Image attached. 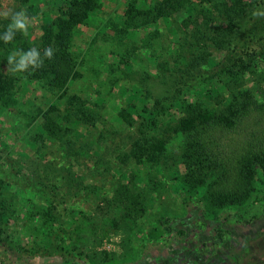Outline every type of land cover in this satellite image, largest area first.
Instances as JSON below:
<instances>
[{
	"label": "trees",
	"instance_id": "1",
	"mask_svg": "<svg viewBox=\"0 0 264 264\" xmlns=\"http://www.w3.org/2000/svg\"><path fill=\"white\" fill-rule=\"evenodd\" d=\"M246 1L127 0L120 17L109 15L104 21H96L104 0H22L18 9L24 8L30 17L40 18L43 31L37 40L17 34L11 43L0 41V67H7V55L13 49L37 47L42 54L51 45L56 53L53 61H46L44 68L33 73L13 75L0 69V114L18 109L19 81L36 84L48 94L49 105L47 109L37 106L33 110L42 116L44 124L34 135L32 148L42 149L48 141L68 156L84 146L78 139L82 136L76 135L82 134L80 130H98L101 124L100 135L109 133L105 120L108 103L116 97L114 89L134 73L133 66L148 60L150 65L155 64V78L168 87L163 95L156 96L148 87L136 84L122 103L124 107L117 106L116 113H110V119L116 122L113 127L119 129L118 141L124 133L127 135V147L117 159L132 162L134 167L144 163L160 166L166 152L162 127L168 121L167 115L177 110L180 115L174 132L184 134L186 139L178 161L182 172L176 169L173 173L183 190L190 196L199 195L203 212H210L212 221L249 225L257 219V213L249 215L247 210L243 214V208L256 206L264 216V105L256 100L253 89L243 87V81L244 76L264 77V18L251 16L254 9L264 7V0ZM42 4L46 11L41 9ZM180 13L186 16V31L172 24L163 30V22L170 23L167 20ZM7 24H2L0 34ZM80 26L91 27L94 34L84 49H74ZM136 36L141 37L133 39ZM175 37L178 48L169 62L171 68H166L168 61L159 59L167 52V42ZM140 50L143 60L137 58ZM142 69L148 75L147 66ZM148 71L151 72L149 68ZM75 83L79 88H92L94 99L70 93ZM231 87L235 89L224 97ZM180 94L185 95L181 98ZM208 98H221V104L210 107ZM110 135L113 137L115 132ZM29 164L30 160H23L11 179L0 166V244H7L13 234L20 235V228L26 238L32 237L36 243L39 236L42 246H46L50 234L61 224L60 211L64 213L67 206L60 199L72 196L70 186L62 180L76 185L66 166L55 168L46 159L32 163V167ZM25 172L31 178L27 179ZM123 180L119 181L115 201L127 217L143 216L152 192H146L145 186L139 188V184H134L132 190L122 185ZM12 186H28L42 200L34 205L24 203L12 193ZM216 231V237L222 239L225 231L221 227ZM256 236L264 237V231ZM256 236L242 239V246L231 256L233 264H238L239 256L247 253L249 242ZM16 239L22 240L20 236ZM57 248L66 252L64 243L60 246L58 242L54 246ZM16 250L31 254L24 245H18ZM61 257L65 263L71 261L68 251Z\"/></svg>",
	"mask_w": 264,
	"mask_h": 264
},
{
	"label": "rangeland",
	"instance_id": "2",
	"mask_svg": "<svg viewBox=\"0 0 264 264\" xmlns=\"http://www.w3.org/2000/svg\"><path fill=\"white\" fill-rule=\"evenodd\" d=\"M126 2L127 0H104L100 15L95 20L104 21L109 15L120 17L125 10ZM20 3H23L22 0H0V12L19 11ZM41 9L46 11L47 8L42 4ZM185 17L180 13L173 19L167 20L170 23L163 22V30L168 27L167 25L172 24L176 25L179 31H186ZM5 22L9 21L0 17V28ZM42 31V21L37 18L29 28L27 36L37 40ZM93 34L94 30L91 27L80 26L73 41L74 49H84ZM140 37L136 36L133 39L138 40ZM177 42L176 37L168 41L166 44L168 49L165 47L167 52L159 59L160 62L168 61L166 68H171L169 62L176 53ZM239 50L240 48L237 52ZM137 56L143 60L144 53L140 50ZM146 66L150 78L142 73V68ZM0 69L6 70L7 67L1 65ZM133 69L134 73L128 80L119 83L114 89L115 100L108 103L109 111L105 123L109 133L100 135L103 131L101 124L97 125L98 130L96 128L88 131L80 130L82 134L76 135L82 136L78 139L84 142V146L76 152L69 153L68 156L59 146L48 141L42 149L32 148L34 135L44 124L42 116L33 113V110L37 106L47 109L49 104L46 101L49 96L36 84L19 81L18 109L0 114L1 171H7V176L11 179L23 160H30L29 165L32 167V163L46 159L52 161L55 168L66 166V171L73 174L76 185L70 180H62L70 186L73 197L60 199L67 206L64 213L60 211L61 224L50 234L46 246H42L43 240H40L39 236L34 243V238H26L25 231L19 228L17 232L21 233L20 235L13 234L7 240V244L3 242L0 244V264H172L175 260L201 263L210 260L221 264H233L231 256L242 246V239L244 237L252 239L258 232L264 231V216L257 212L256 206L241 210L243 214L247 210L250 212L249 215L257 213V219L251 224L234 225L233 221L223 224L221 221H212L208 217L211 216L210 212L208 214L203 212L199 195L190 196L183 190V185L173 173L176 169L182 172L178 161L186 139L184 134L174 132L176 120L180 115L177 110L167 115L168 121L162 127L166 152L161 156L160 166L144 163L134 167L132 162H119L117 156L127 147L125 145L127 135L124 133L122 139L118 141L116 131L119 129L113 127L116 122L110 119V113L115 114L117 106L124 107L122 103L133 93L136 84L141 88L148 87L156 96L163 95L168 87L167 84L160 83V78H155L157 73L153 70H156L155 64L150 65L148 60L138 67L133 66ZM102 77L105 78L106 74H102ZM243 82V87L253 89L256 100L264 105V77L244 76ZM234 89L229 88L228 92L224 93V97L227 98ZM69 92L94 99L92 88H79L77 83L70 86ZM184 95L180 94V97ZM105 97L101 98L105 99ZM206 100L209 102L208 106L213 108L221 104V98ZM112 131L115 132L113 137L110 135ZM25 173L28 175L27 172ZM61 174L68 175L66 172ZM131 175L133 178H130ZM29 178L30 175L27 176V179ZM121 178L124 179L122 185L132 190L134 184H139V188L145 186L146 192H152L151 197L146 201L148 210L143 216L127 217L121 205L115 201L114 195L121 186L119 185ZM11 191L24 203L27 201L34 205L35 202L40 203L42 200L41 197L33 194L28 186L21 189L12 186ZM218 212L213 211V213ZM218 227L225 231L222 239L216 237ZM168 228L170 232H167ZM17 236L22 240H17ZM58 242L60 246L63 243L66 245V252L68 251L71 256L70 262L65 263L61 257L66 253L65 251L54 249ZM18 245H24L31 254L16 250ZM33 250L37 253L31 252ZM246 252L239 256L238 264H264V237L256 236L251 240Z\"/></svg>",
	"mask_w": 264,
	"mask_h": 264
},
{
	"label": "clouds",
	"instance_id": "3",
	"mask_svg": "<svg viewBox=\"0 0 264 264\" xmlns=\"http://www.w3.org/2000/svg\"><path fill=\"white\" fill-rule=\"evenodd\" d=\"M251 16L255 19L264 18V7L254 9ZM0 17L9 21L3 33L0 34V41L5 44L11 43L17 34L27 35L29 28L37 21V17H30L24 8L19 11L7 10L0 12ZM55 53L56 49L51 45L45 47L42 54L37 47H32L27 51L13 49L7 55L6 70L13 75L33 73L44 68L46 61H53Z\"/></svg>",
	"mask_w": 264,
	"mask_h": 264
},
{
	"label": "flooded vegetation",
	"instance_id": "4",
	"mask_svg": "<svg viewBox=\"0 0 264 264\" xmlns=\"http://www.w3.org/2000/svg\"><path fill=\"white\" fill-rule=\"evenodd\" d=\"M222 263H223V261H222ZM172 264H207V263H201L200 261H188V260H175V261H173L172 262ZM214 264H221V263H217V261L216 262H214Z\"/></svg>",
	"mask_w": 264,
	"mask_h": 264
}]
</instances>
